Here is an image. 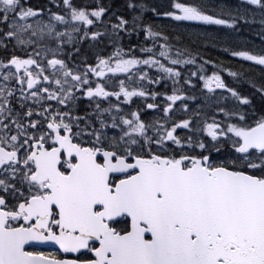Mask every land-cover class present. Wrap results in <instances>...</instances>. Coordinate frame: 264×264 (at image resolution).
<instances>
[{
    "label": "snow or ice",
    "instance_id": "snow-or-ice-1",
    "mask_svg": "<svg viewBox=\"0 0 264 264\" xmlns=\"http://www.w3.org/2000/svg\"><path fill=\"white\" fill-rule=\"evenodd\" d=\"M256 23L264 0H0V264H264V47H190Z\"/></svg>",
    "mask_w": 264,
    "mask_h": 264
},
{
    "label": "flooded vegetation",
    "instance_id": "flooded-vegetation-1",
    "mask_svg": "<svg viewBox=\"0 0 264 264\" xmlns=\"http://www.w3.org/2000/svg\"><path fill=\"white\" fill-rule=\"evenodd\" d=\"M144 2L149 5L157 6L160 9H163L167 7L168 0H144ZM217 3H225L234 6L237 3V1L226 2L224 0H217ZM147 14L149 15L150 20L155 21L156 23H163V18L153 17L150 12H148ZM257 19H259V17H257ZM256 24L242 26L239 32H235L231 29L222 28V27L214 26L212 28H209L211 26H207L205 30L210 32L213 37L217 38L216 39L217 46L216 47L209 46L205 48L203 44L198 42L197 44L190 45L191 50L193 51L194 54L196 51H199L200 54L203 55L205 59H210L214 61L217 65H219L221 61H223L224 67L239 68V65L241 63H245V65L247 66V62L238 61L236 58L229 56L227 53L222 51V48L227 46L231 48H249L254 51H259L261 47H264V45L257 43L254 38V36L257 34H253V31L256 32L258 30V27H253ZM204 51L213 52L214 54H210V53L202 54V52ZM201 62L202 61L198 59V64ZM187 67L193 68L195 70V66H187ZM205 69L207 75H211L212 71L214 70L212 64L205 65ZM216 70L219 71V69ZM220 74L227 83L232 84V78L229 77L226 72L221 71ZM237 87L247 89L248 86L244 84Z\"/></svg>",
    "mask_w": 264,
    "mask_h": 264
},
{
    "label": "trees",
    "instance_id": "trees-1",
    "mask_svg": "<svg viewBox=\"0 0 264 264\" xmlns=\"http://www.w3.org/2000/svg\"><path fill=\"white\" fill-rule=\"evenodd\" d=\"M146 18H148V16H146ZM260 29V28H259ZM259 32V30L257 31V33ZM214 54L213 52H206V51H204V52H202V54ZM255 74V73H254Z\"/></svg>",
    "mask_w": 264,
    "mask_h": 264
},
{
    "label": "rangeland",
    "instance_id": "rangeland-1",
    "mask_svg": "<svg viewBox=\"0 0 264 264\" xmlns=\"http://www.w3.org/2000/svg\"><path fill=\"white\" fill-rule=\"evenodd\" d=\"M234 1H238V0H234Z\"/></svg>",
    "mask_w": 264,
    "mask_h": 264
}]
</instances>
